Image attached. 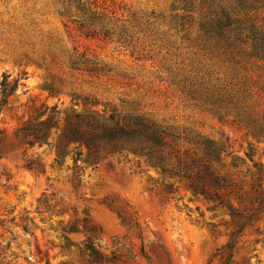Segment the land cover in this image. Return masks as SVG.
<instances>
[{
  "label": "rangeland",
  "instance_id": "374dc122",
  "mask_svg": "<svg viewBox=\"0 0 264 264\" xmlns=\"http://www.w3.org/2000/svg\"><path fill=\"white\" fill-rule=\"evenodd\" d=\"M259 33L264 0H0V87L7 75L12 91L0 111V264H79L87 240L136 264H219L213 255L233 230L226 209L127 151L91 167L82 146L75 169L70 156L59 166L54 149L34 146L26 157L45 173L28 170L14 133L43 105L61 126L72 111L143 116L178 135L168 141L181 154L195 133L224 143L219 173L232 186L219 194L253 216L234 264H264ZM106 203L136 212L142 238Z\"/></svg>",
  "mask_w": 264,
  "mask_h": 264
},
{
  "label": "trees",
  "instance_id": "16d2710c",
  "mask_svg": "<svg viewBox=\"0 0 264 264\" xmlns=\"http://www.w3.org/2000/svg\"><path fill=\"white\" fill-rule=\"evenodd\" d=\"M253 29V28H252ZM254 34H257L255 31ZM260 42L254 45L256 52L264 53V33H259ZM257 36V35H256ZM6 78L3 75L0 87V111L7 102V97L12 91L6 93ZM59 111L55 106H41L35 114L24 121L15 131L14 135L24 149V167L39 173H45V167L37 160L26 157V151L34 146H47L50 151L54 149L53 163L61 166L70 156L73 168L77 167V160L82 157V146L86 149L83 162L91 167L99 165L108 155L122 153L124 151L143 158L145 165L159 170V173L167 178L178 177L186 187L194 194L202 196L213 205L211 209L224 208L232 218L233 230L227 241L216 249L213 257L219 264H234V249L244 228L251 224L253 216L244 217L235 209L229 201H226L219 191L232 186L229 176L221 175L219 170L223 167L220 154L225 151V144L204 138L198 133L188 139L191 147L186 148L181 154L179 146L172 144L180 139L174 133L171 135L167 127L157 124L153 120L143 116H135L134 119H116L114 114L104 116L97 112L85 113L72 111L61 126L58 119ZM57 134L55 141L51 137ZM177 136V137H175ZM173 138V142L168 139ZM188 137L186 136L185 139ZM6 137L0 132V159L7 156L5 150ZM73 147L70 149V145ZM251 160V155L248 154ZM174 159V162H173ZM234 163V162H233ZM258 172L261 168L254 164ZM53 167V164L50 166ZM68 171L70 167L66 166ZM74 178L79 177L75 170ZM79 184V182H78ZM169 193L177 191L172 182L165 184ZM232 193V192H230ZM120 223L127 227L134 226L138 229L139 238L141 228L136 212L128 213L122 207H114L112 203H106ZM73 230V229H72ZM142 240V239H141ZM68 245L72 243L67 242ZM143 248H141V252ZM79 264H136L125 258L116 250L102 248L99 244L87 240L80 250Z\"/></svg>",
  "mask_w": 264,
  "mask_h": 264
}]
</instances>
